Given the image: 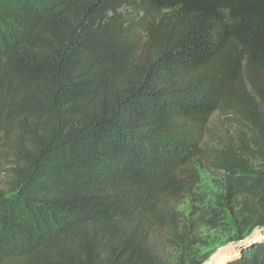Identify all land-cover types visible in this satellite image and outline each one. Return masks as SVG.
Here are the masks:
<instances>
[{
  "label": "trees",
  "instance_id": "16d2710c",
  "mask_svg": "<svg viewBox=\"0 0 264 264\" xmlns=\"http://www.w3.org/2000/svg\"><path fill=\"white\" fill-rule=\"evenodd\" d=\"M126 7L157 18L142 45ZM216 116L236 134L209 147ZM11 127L0 264H156L153 227L185 248L201 219L243 240L264 227V0H0ZM202 169L220 202L193 221L179 208ZM249 244L228 264H264V235Z\"/></svg>",
  "mask_w": 264,
  "mask_h": 264
},
{
  "label": "rangeland",
  "instance_id": "374dc122",
  "mask_svg": "<svg viewBox=\"0 0 264 264\" xmlns=\"http://www.w3.org/2000/svg\"><path fill=\"white\" fill-rule=\"evenodd\" d=\"M122 22L130 28L131 39L142 45L145 41V28L149 21L156 17L147 18L142 12L134 8H123L119 11ZM155 22V26H157ZM212 139H207L209 147H220L227 144L236 134V125L233 119L216 116L211 123ZM0 137V192L8 193L14 179V171L18 166L16 158L17 144L19 142L16 130L11 127L7 136ZM214 142V143H212ZM221 174L215 175L200 170L201 183L195 190V195L187 199L179 208L180 214L186 219L198 220L200 216L210 218L211 210L219 206L221 190L218 186ZM202 221H196L195 229L187 235L186 247H178L177 240L168 234L164 226H154V235L150 236L148 244L154 252L156 264H228L242 254L249 247H235L237 230L231 218L222 223L218 229L207 227ZM264 235V227H257ZM254 229V230H255ZM231 249L225 251V248ZM186 249V250H185Z\"/></svg>",
  "mask_w": 264,
  "mask_h": 264
},
{
  "label": "bare ground",
  "instance_id": "6f19581e",
  "mask_svg": "<svg viewBox=\"0 0 264 264\" xmlns=\"http://www.w3.org/2000/svg\"><path fill=\"white\" fill-rule=\"evenodd\" d=\"M262 235V232L261 231H257L255 234H254V236H253V238L251 239V241L250 242H252V241H254L256 238H258L259 236H261ZM250 242H248V243H250ZM247 243V244H248ZM246 244V245H247ZM243 246H245L243 243H239V244H236L235 246H233V248H235V247H243ZM232 248V249H233ZM231 248L230 247H227V248H225V251H228V250H230ZM231 249V250H232Z\"/></svg>",
  "mask_w": 264,
  "mask_h": 264
},
{
  "label": "water",
  "instance_id": "95a60500",
  "mask_svg": "<svg viewBox=\"0 0 264 264\" xmlns=\"http://www.w3.org/2000/svg\"><path fill=\"white\" fill-rule=\"evenodd\" d=\"M257 231H261V230H253L249 235H247L243 240H240L238 242H236L235 244H239V243H243L244 245H246L248 242L251 241V239L253 238L254 234L257 232Z\"/></svg>",
  "mask_w": 264,
  "mask_h": 264
}]
</instances>
